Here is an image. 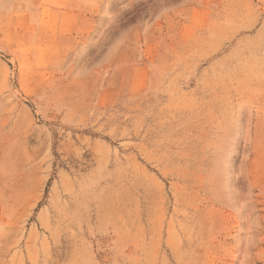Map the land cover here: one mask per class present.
Returning a JSON list of instances; mask_svg holds the SVG:
<instances>
[{
  "label": "rangeland",
  "instance_id": "obj_1",
  "mask_svg": "<svg viewBox=\"0 0 264 264\" xmlns=\"http://www.w3.org/2000/svg\"><path fill=\"white\" fill-rule=\"evenodd\" d=\"M0 264H264V0H0Z\"/></svg>",
  "mask_w": 264,
  "mask_h": 264
}]
</instances>
